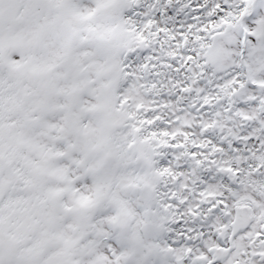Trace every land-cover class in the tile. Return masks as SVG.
<instances>
[{
  "label": "snow or ice",
  "instance_id": "obj_1",
  "mask_svg": "<svg viewBox=\"0 0 264 264\" xmlns=\"http://www.w3.org/2000/svg\"><path fill=\"white\" fill-rule=\"evenodd\" d=\"M0 264H264V0H0Z\"/></svg>",
  "mask_w": 264,
  "mask_h": 264
}]
</instances>
